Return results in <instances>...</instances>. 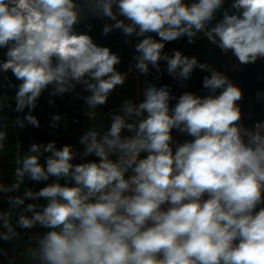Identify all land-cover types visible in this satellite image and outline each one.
Listing matches in <instances>:
<instances>
[{"label": "clouds", "instance_id": "9594fccd", "mask_svg": "<svg viewBox=\"0 0 264 264\" xmlns=\"http://www.w3.org/2000/svg\"><path fill=\"white\" fill-rule=\"evenodd\" d=\"M89 19L104 21L105 36L137 38L142 75L159 74L161 61L180 81L207 71L206 94L176 96L149 83L140 101L109 113L106 129L97 123L85 132L82 150L52 141L21 155L18 143L14 182L0 171V199L9 205L0 208V242L19 238L18 228L43 229L29 236L33 264H264V121L242 122L244 92L227 75L180 50L164 52L202 34L241 65L264 60V0H0V75L19 82L9 80L12 110L24 113L15 126L40 127L33 111L46 90L55 97L83 86L95 119L125 84L120 56L94 42ZM5 107L0 100V113ZM60 120L54 115L53 126ZM7 139L0 128V152ZM26 182L44 186L13 195Z\"/></svg>", "mask_w": 264, "mask_h": 264}, {"label": "trees", "instance_id": "16d2710c", "mask_svg": "<svg viewBox=\"0 0 264 264\" xmlns=\"http://www.w3.org/2000/svg\"><path fill=\"white\" fill-rule=\"evenodd\" d=\"M88 23L93 26L89 34L92 35L94 42L100 46L109 47L113 53L120 56L121 63L116 67L121 73L127 74L125 84L115 89L106 105L100 106L95 110L96 112L101 111V114H97L95 119H90L87 115L89 108L85 103L84 97L89 93L83 91V86L78 85L74 92L64 93L55 97L49 95L51 89L46 90L38 99L37 106L33 111V115L40 121V127L36 128L29 125L24 129H20L15 126V120L18 116L22 119L24 113H16L12 110L15 107V88L9 87V80L11 79L13 84H18L19 82L15 81L11 73L6 76L0 75V100L6 105L3 113H0V115L6 117V119L0 121V128L6 129L8 133L5 148L0 152V171L3 173V179L6 184L10 185L14 182L12 173L15 167L14 159L18 143L22 146L21 155L27 153L32 143L46 144L52 141L56 142L57 147L71 144L76 150H82L83 146L80 145L79 138L88 131L90 126L102 123L103 129H106L110 123V110L120 109L125 100L132 99L134 102H138L143 98L144 88L140 87V89H137V85H140L141 80H145L146 84L168 85L176 96H179L184 91H192L197 95L206 94V91L202 88V79L208 74L207 71H201L197 68L194 70L191 79L180 81L167 73L166 62L161 61V72L159 74L150 68L148 75H142L135 68L134 44L137 42L135 36L129 38L130 42L126 43L125 37L119 31L111 32L107 36L103 35L104 21L97 19L90 21L89 19ZM77 30L87 31V28L78 26ZM175 50H180L183 55L189 57L195 56L201 63L207 62L216 70L227 75L233 83L243 89L244 98L238 103L241 105L244 115L242 122L246 126L252 127L255 122L264 121V99L257 101L255 95L257 92H264V60H258L255 64L241 65L230 53L228 55L223 54L219 48L211 44L206 38H203L202 34H198L194 38L193 43H189L187 37H183L165 45L164 52L169 56ZM4 51L0 49V58L3 57ZM157 75H160L161 78L156 79ZM49 100L52 101L51 104ZM173 103L175 102L173 101ZM9 104L12 107H7ZM25 112H27V109H25ZM54 115L61 116V120L55 127L52 122ZM173 135L180 141L188 139V137L179 135L175 131ZM86 159H94V157ZM74 162L79 163L81 161L77 159ZM41 163H44L43 158ZM49 182L52 181L50 180ZM27 186L38 190L44 185L43 183L26 182L25 185L21 186L19 193H13V195L22 194ZM40 203L46 202L41 200ZM8 207L6 199H0V208L7 209ZM13 223H15V216L13 217ZM17 231L20 233L19 238L11 242H0V246L7 251V255H0V258L5 264H33L26 251L29 247H34L33 242L29 240V236L40 234L43 229L34 228L29 231L18 228Z\"/></svg>", "mask_w": 264, "mask_h": 264}, {"label": "crops", "instance_id": "0c3cea01", "mask_svg": "<svg viewBox=\"0 0 264 264\" xmlns=\"http://www.w3.org/2000/svg\"><path fill=\"white\" fill-rule=\"evenodd\" d=\"M117 31H118V30H117ZM113 32H115V31H113ZM137 86H138L137 89L140 88V85H139V84H138ZM118 110H119V109H116V110H110L109 113H110V112H114V111H118ZM97 114H101V111H97ZM94 125H95V124H94ZM94 125L90 126V128H92ZM90 128H89V129H90ZM89 129H88V130H89Z\"/></svg>", "mask_w": 264, "mask_h": 264}, {"label": "rangeland", "instance_id": "374dc122", "mask_svg": "<svg viewBox=\"0 0 264 264\" xmlns=\"http://www.w3.org/2000/svg\"><path fill=\"white\" fill-rule=\"evenodd\" d=\"M92 19H90V21H91ZM114 31H117V30H114ZM147 86V84H146V82H145V80H141V82H140V87H142V88H145ZM140 89V88H139ZM144 90V89H143Z\"/></svg>", "mask_w": 264, "mask_h": 264}, {"label": "water", "instance_id": "95a60500", "mask_svg": "<svg viewBox=\"0 0 264 264\" xmlns=\"http://www.w3.org/2000/svg\"><path fill=\"white\" fill-rule=\"evenodd\" d=\"M0 264H5V262L0 258Z\"/></svg>", "mask_w": 264, "mask_h": 264}]
</instances>
